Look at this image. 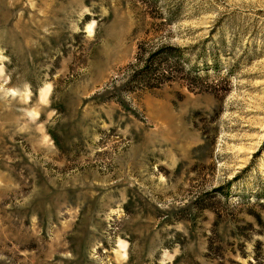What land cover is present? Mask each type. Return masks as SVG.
I'll return each instance as SVG.
<instances>
[{
	"label": "rangeland",
	"instance_id": "obj_1",
	"mask_svg": "<svg viewBox=\"0 0 264 264\" xmlns=\"http://www.w3.org/2000/svg\"><path fill=\"white\" fill-rule=\"evenodd\" d=\"M0 264H264V0H0Z\"/></svg>",
	"mask_w": 264,
	"mask_h": 264
},
{
	"label": "trees",
	"instance_id": "obj_2",
	"mask_svg": "<svg viewBox=\"0 0 264 264\" xmlns=\"http://www.w3.org/2000/svg\"><path fill=\"white\" fill-rule=\"evenodd\" d=\"M159 18L162 22L170 23L174 21L175 15L168 14ZM180 52H182L180 48L165 43L153 47L139 43L133 61L126 67L128 76L122 84V89L125 92H135L159 88L165 82L176 79L186 82L195 89H201L204 81L199 70L183 68L180 56L177 55Z\"/></svg>",
	"mask_w": 264,
	"mask_h": 264
}]
</instances>
